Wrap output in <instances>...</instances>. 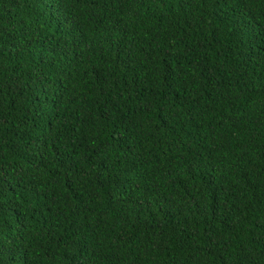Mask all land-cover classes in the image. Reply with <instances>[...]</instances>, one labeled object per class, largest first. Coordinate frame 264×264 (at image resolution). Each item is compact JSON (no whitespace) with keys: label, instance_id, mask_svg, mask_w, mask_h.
I'll return each instance as SVG.
<instances>
[{"label":"trees","instance_id":"trees-1","mask_svg":"<svg viewBox=\"0 0 264 264\" xmlns=\"http://www.w3.org/2000/svg\"><path fill=\"white\" fill-rule=\"evenodd\" d=\"M0 264H264V0H0Z\"/></svg>","mask_w":264,"mask_h":264}]
</instances>
